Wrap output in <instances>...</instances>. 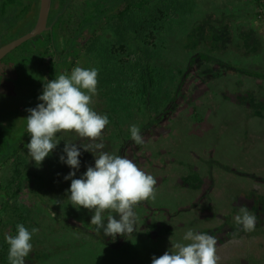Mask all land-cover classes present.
Wrapping results in <instances>:
<instances>
[{"label":"rangeland","instance_id":"374dc122","mask_svg":"<svg viewBox=\"0 0 264 264\" xmlns=\"http://www.w3.org/2000/svg\"><path fill=\"white\" fill-rule=\"evenodd\" d=\"M194 1L196 25L191 22L182 33L184 36L193 32L184 36L187 41L184 43L180 35L172 36L165 51L172 65L177 66L176 61L179 64L177 74L182 81L172 96L176 97L168 105V101L164 103L161 110L164 116L162 114L158 120L154 117L161 111L152 118L137 116L138 122L127 124V127L135 124L140 128L144 144L136 145L129 133L127 147L121 149L119 144L122 156L132 159L157 181L156 199L141 202L134 209L139 218L137 231L126 239L117 235L113 240L105 236L103 230L98 234L95 226L90 224L94 212L83 207L77 210L71 205L67 191L71 180H65L68 173H63L66 167H61L56 175L47 159L62 155L66 142L79 147L80 143L88 141L74 132L59 134L57 148L41 165L37 166L34 160L30 163L33 170L48 173L43 190L46 205L37 198L30 184L19 195L18 201L23 204L21 209L29 211L32 218L27 224L28 230L38 229L33 233V248L25 258V264H151L153 256L158 258L171 250V241L188 243L183 241V235L189 228L216 238L219 264H264V72L254 68L246 71L247 61L244 62L246 47L253 43L255 35L245 34V31L255 25V12L246 0ZM73 5L76 11H83L80 0ZM28 19L33 20L32 16ZM204 22H207L206 27L202 25ZM226 28L234 39L224 47L225 36L222 35ZM258 28L264 32V24ZM218 29L223 30L219 31H222L220 38L215 40L212 34ZM83 32L91 33L90 29ZM37 37L33 38L34 48L32 43L21 45L0 63V125L10 126L0 141V158L10 156L19 146L27 148L31 139L26 132L27 109L42 103L38 96L42 94L44 84L56 78L50 74L46 76L48 70L45 67L51 65L49 58L56 59L57 56L42 57L38 51H43L44 47ZM203 40L211 47H204ZM97 53L100 59H95L93 65L87 63L88 55L83 56L84 64L79 61L78 65L97 69L101 66V58L106 56L101 51ZM263 53L253 50L249 56L253 58L250 66L253 63L258 67ZM198 55L208 59V69L201 63L196 64L198 61L194 62ZM262 59L264 61V57ZM9 65L14 66H10L12 70L7 67ZM191 65L192 69H189ZM38 66L42 67L39 69ZM60 68L69 69L67 63L60 64ZM65 72L71 73L62 71L61 74ZM211 78H214L212 83ZM102 85L99 81L98 94L93 97L91 107L99 114L114 118L116 115L104 102L106 88ZM110 124L111 121L105 128L110 133L103 134V139L113 137ZM114 144L116 142L113 146L118 147ZM80 151L81 173L73 179L81 178L86 172L85 165L90 163L92 156L83 148ZM27 165L24 163V167ZM89 166L94 167L95 160L91 159ZM14 168L13 162L0 167V246L6 241L5 234L12 235L15 225L13 213L5 214L2 209L8 185L15 177ZM241 205H246L257 217L252 232L242 231L234 221L240 214ZM115 218L119 219V216L115 215ZM219 231L224 232L216 234ZM124 239L121 247H112Z\"/></svg>","mask_w":264,"mask_h":264},{"label":"trees","instance_id":"16d2710c","mask_svg":"<svg viewBox=\"0 0 264 264\" xmlns=\"http://www.w3.org/2000/svg\"><path fill=\"white\" fill-rule=\"evenodd\" d=\"M52 1H58L59 3L57 9L55 8L51 12L48 19V24L53 22V30L45 31L37 37L40 40L39 44L44 47L43 51H38L42 57H46L48 54L57 56L56 59L49 58L51 59V65L49 68L45 67L48 70L45 75L49 76L50 74V77H58L62 71L70 72L74 67H80L84 64L83 60L87 55V63L93 65L96 62L95 59H100L97 53L99 51L106 55L99 61L101 66L97 67V79L100 81V85L103 84L101 87L106 88L104 90V102L110 106L109 110L116 116L112 118L107 114L109 121H111L113 137L111 136L112 139L110 140L103 139V143L107 144L104 151L122 156L121 149L127 147L129 143L127 134H130V127H127V124L138 122L135 120L137 116L146 117L148 115L152 118L159 111H163L162 106L165 102L168 101V105L176 97L172 96L177 93L180 81H182V78L180 80L177 74L179 64L176 61L177 66L172 65V61L167 58L168 54L165 51L172 36L180 35V39L183 41L184 36H188L193 32L184 34V36L182 33L191 22L196 25V21L193 20L195 19L196 1L114 0L112 2L109 0H80L84 5L83 11H86L85 13L79 10L76 11L73 8V2L78 0ZM246 2L255 12L253 15L255 25L248 27L245 34L252 33L255 35L253 43L246 47V60L244 62L247 61V65L245 70L254 68L256 70L262 69L261 71L264 72V61L262 59L264 57V49H262L264 47V32L258 28V25L264 24V0H246ZM38 13L39 0H1L0 47L11 42L10 40L13 41L30 32L37 23ZM31 16L33 22L28 19ZM23 23L25 24L22 25ZM206 23L204 22L202 25L205 24L206 27ZM27 24L29 26H26ZM18 28L20 29L17 30ZM88 29L91 31L90 34L83 32ZM220 30L223 29L213 32L212 36L215 40L220 38L222 32H219ZM228 31V28L223 31V33L226 32L225 35H222V37L225 36L224 47H227L228 43L231 44L232 39H234L233 34ZM177 39H179L178 36ZM33 41L31 39L22 46L32 43L31 47L34 48L36 45ZM184 42L187 41L184 40ZM128 43L134 46V49H131ZM203 43L204 47H211L208 41L203 40ZM253 50H260V53H263L261 54L262 58H259L260 64L258 67H255L253 63L250 66L253 58L250 59L249 56H251ZM24 55L26 56V53ZM83 56H85L84 59ZM182 60L181 58V62ZM43 61H45L44 58ZM79 61H82L81 65H78ZM197 61L196 64L201 63L205 65L204 68L208 69L209 62L205 56L198 55L194 62ZM65 63H67L69 69L60 68V64ZM192 65L189 69H192ZM10 66L7 67L12 70L11 67L14 66ZM38 67L40 69L42 66ZM184 76L186 77L185 74ZM213 80L214 78H211L210 83ZM101 102L104 104L103 101ZM162 111L154 117L155 120L164 116ZM107 113L109 112L107 111ZM9 127L0 125V141L6 133L5 130H9ZM104 131L103 134L105 135L110 133L109 130L105 129ZM114 142H116L114 145L118 147L113 146ZM119 144L122 146L121 149H119ZM61 153L66 159V154L63 151ZM60 156L47 159V162L50 160L49 163L56 171V175L60 173L61 167L64 166L66 169L63 170V173L73 171L67 164L60 161ZM28 157H30L28 149L19 146L10 156L0 158V167L8 165L10 162H13L15 167L13 170L15 177L12 178L13 182L10 181V185H8L9 191L5 190L7 199L2 206L5 214L12 212L15 217V225L12 230L13 236L17 234V224H23L28 229L27 224L32 220L30 212L23 211L21 209L23 204L18 201L19 195L24 191L26 185H32L37 198L43 203L46 202L43 190L47 181L46 174L48 173L46 170L43 174L41 173L42 170L39 171L40 173L33 170L30 165L33 160ZM91 159L95 160L93 154L89 160L90 163L88 162L89 164L85 165L86 167L91 164ZM24 163L29 164L27 168L24 167ZM79 172L81 173V170L76 172V176L80 174ZM50 181L52 182L53 179H50ZM12 184H14L13 187ZM54 212L57 213L53 210ZM125 239L120 244L115 243L112 247L116 248L118 245L121 247ZM8 250L9 245L5 241L0 246V264H9Z\"/></svg>","mask_w":264,"mask_h":264},{"label":"clouds","instance_id":"9594fccd","mask_svg":"<svg viewBox=\"0 0 264 264\" xmlns=\"http://www.w3.org/2000/svg\"><path fill=\"white\" fill-rule=\"evenodd\" d=\"M97 77L98 69L77 66L70 74L65 72L47 81L38 96L42 103L27 109L26 132L31 139L26 147L31 160L39 166L57 148L59 134L74 132L88 141L80 143L79 147L66 142L63 148L66 159L64 155L60 156V161L73 169L64 177L71 180L68 199L77 210L83 207L94 212L90 224L95 226L98 234L103 230L105 236L115 240L117 235L128 237L137 231L139 218L134 209L141 202L156 199L157 181L129 157L104 151L103 133L110 121L107 114H99L91 107L93 97L98 94ZM129 131L136 145L145 143L137 125H131ZM80 148L94 155L95 166H88L81 178L73 179L81 164ZM234 221L242 231L252 232L257 217L246 205H241L240 214L234 217ZM16 229L14 236L5 234L9 245L8 261L9 264H25V258L33 248V233L38 229L33 228L30 232L23 224H17ZM183 241L188 243L171 241V250L158 258L153 256L151 264H219L214 236L189 228Z\"/></svg>","mask_w":264,"mask_h":264},{"label":"water","instance_id":"95a60500","mask_svg":"<svg viewBox=\"0 0 264 264\" xmlns=\"http://www.w3.org/2000/svg\"><path fill=\"white\" fill-rule=\"evenodd\" d=\"M1 1V0H0ZM51 9V0H39L38 20L35 27L21 37L0 47V61L11 51L21 46L25 42L36 38L45 31L51 30L52 26H48L49 13Z\"/></svg>","mask_w":264,"mask_h":264},{"label":"flooded vegetation","instance_id":"af4514ba","mask_svg":"<svg viewBox=\"0 0 264 264\" xmlns=\"http://www.w3.org/2000/svg\"><path fill=\"white\" fill-rule=\"evenodd\" d=\"M53 2V3H52ZM57 3V4H56ZM58 1H52L51 0V9H50V13H49V16L51 15V12L53 11V10H55V8L57 9V7H58ZM48 26H52V29L51 30H53V22H51L50 24H48Z\"/></svg>","mask_w":264,"mask_h":264},{"label":"crops","instance_id":"0c3cea01","mask_svg":"<svg viewBox=\"0 0 264 264\" xmlns=\"http://www.w3.org/2000/svg\"><path fill=\"white\" fill-rule=\"evenodd\" d=\"M223 232H224V231H219V232L216 233V234H221V233H223ZM245 234H246V233H245ZM223 238H225L224 235H223ZM245 238H246V237H245ZM222 240H225V239H222ZM220 242H221V241H220ZM220 242L218 243V245H221ZM226 243H227V242H226ZM216 246H217V245H216ZM222 246H223V245H222ZM226 263H228V261H226Z\"/></svg>","mask_w":264,"mask_h":264}]
</instances>
